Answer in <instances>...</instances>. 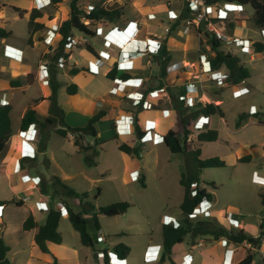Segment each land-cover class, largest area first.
I'll return each instance as SVG.
<instances>
[{"label": "rangeland", "instance_id": "rangeland-1", "mask_svg": "<svg viewBox=\"0 0 264 264\" xmlns=\"http://www.w3.org/2000/svg\"><path fill=\"white\" fill-rule=\"evenodd\" d=\"M85 1L81 0L78 2L81 11ZM91 1L95 6L100 3V6L108 10L116 9L120 11L121 15L123 8L128 4L129 0ZM3 2L5 1L0 0V27H2L3 22H5V24H7L4 26L6 28L5 30L11 31V36L8 39H0V49L5 42H10L11 45H14L12 47L15 48H19V46L26 47V56H28L33 63L37 62L41 52L45 53L48 47L51 50L50 54L46 53V58L49 60V63L45 65L40 64L37 67V74L39 73L41 75V82L45 87V93L42 94L43 87L35 83L30 90L24 93L21 91V93H19L18 91V94L14 95L10 99V102L7 103H5V101H7V94L2 92L0 94V104L10 105L11 103L13 107L11 112L13 131L17 132V130H19V134L22 132L19 128L21 123L20 116L26 106H33L34 103L38 105V116L41 121L45 119L50 109V101L47 100V98L51 95V84L53 80L59 85L57 100L59 106L64 110L66 124L72 127L85 126L89 118L79 115L67 107L65 102L67 93L64 87L66 83L61 80L60 76L57 74L60 70H67L71 73L72 68L77 67L74 61H78L79 63L84 61V57L87 56V50L85 48V44H87V41H85L86 38L90 39L97 48H100L104 46V38L109 31L99 30L96 36L92 38L84 36L79 31H73L71 36L74 38L75 43L69 49H66L64 45V53L68 54V56L64 55L65 59H69L72 53L73 59L71 60L72 63L66 60L70 68L64 69L58 66L59 58L55 59L54 55L56 48H58L59 41L62 39L59 33L60 27L65 20L70 18V4L72 0H63L61 3L50 7L41 6V9L37 8L39 7V3H42L41 0H6L7 4ZM32 3L34 7L31 6ZM63 5L66 6L64 13L61 10ZM33 9H39L40 11L44 10V12H42L43 17L39 19V21L43 22L44 27L32 33L34 37L48 34L52 25H54L56 21L58 23V31L56 32L52 44L46 46L47 48L43 46L41 50L30 46L28 47L29 16ZM247 9L249 12L253 11L250 6H248ZM3 10L7 16L2 15ZM56 10H59L60 13L55 16ZM130 10L128 6L126 8V14H128V16ZM68 12L69 15L67 16ZM166 12L170 17L177 15L175 9L168 7L166 8ZM18 14L20 17L15 18ZM56 18H58V20ZM177 22L178 21H176V23ZM96 25L97 24H92L91 28L95 29ZM235 26L238 31L242 30L241 32L246 40L264 44V28L258 27L253 20L237 22ZM177 27L178 30L182 29L181 24H178ZM194 30L197 31L196 29ZM201 36L205 37V31L202 32ZM171 37L175 38L176 42L179 41L184 49L190 51V57H198L196 52L197 39L194 35L188 36L187 39H179L175 37V33L172 32ZM122 38L123 34L116 37V39L120 40ZM233 49V53L240 58V63L251 71V77L245 83L250 90L245 94H241L238 89L239 83L234 84L232 80H230L231 82L225 87L216 83L218 87L223 88L222 91L221 89L218 91L216 101L220 103L226 114V121L224 122L219 117L212 118L211 126L217 127L219 130V139L215 142L200 143L195 138L189 150L182 154H173L166 147L165 140L154 145L156 149H151V145L147 140L144 142L140 140L139 142L141 145L139 147H143H141L142 155L140 159L143 164V173H145L146 176L145 186L141 184V180L134 183H124L121 173L126 165V158L114 148L113 144L106 148L108 152L105 157L106 160H99L98 155L96 164L89 165L85 159V153L75 151L74 141L70 142L67 139V137L72 134L64 138L56 133V128H62L63 125L58 124L56 128L49 127L45 129L43 141L39 139L40 130L38 131L39 126L37 127V138L36 141H34L35 147H30V144H26V150L21 154L19 153V157L20 161L23 156H35L37 159L38 154L46 150L45 156L39 155L41 159L45 158L43 160L44 165L40 167V171L41 173H48L51 180L46 183L44 182V184L42 183L43 185L40 184V187L44 192L50 195L52 204L57 200H66L76 212L83 213L86 217L92 216L100 207L115 202L127 201L131 204L128 211L121 215L110 217L104 214H98L100 231L104 236V241L99 239L98 231L89 225L88 232L94 239V245L91 247L84 246L81 243L80 234L71 224L68 211L66 209L62 210L59 231L63 236L64 246L56 248L61 256H68L69 259L65 258V261L58 262L54 256L57 264H98L102 260L101 254L104 250L109 252L114 251V247L120 243L130 247V253L126 264H169V260L163 263L160 262L163 253L162 224L167 223L168 220L171 221V219L175 217L172 215L181 214L179 206L184 197V187L181 185L180 179L183 173L188 175L199 172V186L208 189L214 194V199L217 203L213 207H224L226 209L229 203L239 205L242 209V211H240V216L244 221V229H248L247 232L252 236H255L253 233L257 231L258 235L260 234L261 224L264 228V204L262 202L264 181L255 180L253 172L258 171L261 175H264V64L262 66L261 54H256V59L250 61V55L240 52V47L235 46ZM9 50V52H16L13 48H9ZM202 51L205 52L204 49H202ZM224 52H228V49L224 48ZM182 58V54L178 55V53L174 52L173 61L169 70H174L179 64V59ZM120 64H124L123 61H121ZM17 79L15 78V80ZM97 82L96 80L92 81L88 89L91 91L96 90V86L98 85ZM242 83L243 81L240 82V84ZM68 86L69 85H67V87ZM199 109L197 105L192 108H184L182 105L180 113L181 116H183L189 113L192 114ZM251 109H255L257 112L253 114L251 113ZM176 110L178 111L177 108ZM188 125L187 123V128ZM208 128L209 127L206 125L204 130ZM98 129L103 133L100 135L101 137H107L110 133L106 134L103 132V130L106 129L100 124L98 125ZM188 129L194 132V134H198L200 131L194 130L193 127L192 129ZM195 131L198 132L195 133ZM118 142L119 148V145L124 142H121V138L118 139ZM96 148L101 152L100 145ZM197 150L200 151L199 157L201 159L218 157L225 162V166L206 167L199 171L195 160ZM248 155L251 157L249 160L241 161ZM108 166H110V168H107ZM67 175H70L72 179L65 180ZM3 178V176H0V182ZM55 178L61 180V183H56V186L54 183ZM62 184L74 190L76 194L67 193L66 189H63ZM0 187L1 197L10 193L6 187ZM54 188H56L60 194H56ZM22 189H24V187L16 188L14 191H20ZM36 191L37 190L32 189L33 194L37 193ZM84 193L87 194L86 197L82 195ZM31 203L30 201L25 205H30ZM203 205L205 206L207 203L204 202ZM25 213V207H16L13 204L7 207L3 213L4 225H6V228L2 225L3 221L1 222L0 220V233H2L3 228L6 229L3 233L4 240L9 245H12L14 249L18 250L16 252L12 251L9 254L8 257L11 264H24L23 261L29 255V249L27 248L28 244L25 242L22 246L19 242H15L14 239L16 236L18 237L22 231L21 221ZM220 214H222V212L217 213V215L214 214L209 216L208 214L205 215L195 212L192 215V220L196 222L207 218L214 219V221L228 228L236 230L241 229L239 227V221L236 226L230 225L227 218L223 215L220 216ZM38 217L43 219L41 216ZM183 217L184 216H182V219ZM259 218H261L260 222ZM202 238L198 239V244L196 246H192L190 237L187 236L185 242L180 244L173 253V256H171L172 259L177 264H216V260H210L213 258L212 256H210V259L208 258V253L214 255V251L210 252V250L214 248L215 243L210 244L208 241L212 239L208 240L206 238L207 240H203ZM233 244L230 245L232 246L231 254L228 249L225 250L224 260L226 262H223V264H227V261H230V264H235L233 261L236 252L239 250V245ZM249 248L250 249L246 251L245 246L242 248V252H245L244 254L250 252L254 255V263L252 262V264H262V258L264 256V237L261 246L250 245ZM71 249H77V256ZM54 259L53 262L49 264H56ZM33 264L47 263H41L35 259Z\"/></svg>", "mask_w": 264, "mask_h": 264}, {"label": "crops", "instance_id": "crops-1", "mask_svg": "<svg viewBox=\"0 0 264 264\" xmlns=\"http://www.w3.org/2000/svg\"><path fill=\"white\" fill-rule=\"evenodd\" d=\"M4 1L5 2H3V3L7 4L6 0H4ZM180 1H181V3H180ZM167 2H168V0H137V1L129 0L128 4L123 8L122 14L120 17L116 18L115 20H111V21L102 20V21L109 22V28L104 27L105 29H102V30H106L107 32L109 31L105 36L107 39L111 40L112 50L120 52V50L123 49V51H127V52L131 53L130 54L131 61L126 60L124 64L118 65L119 72H121V73L127 72L131 76V78L128 79L129 84L142 85L139 89L133 88V87H131L129 89L126 88L127 90L124 93H126V92L131 93V92H136V91L143 92L145 94L144 95L145 99H146L145 101H150L151 108H149V110L143 109L141 106H134L133 104H131V102L128 100V98H125L124 96H122L123 94H121V93L119 95L111 94V90L114 86L113 80H115V79L109 78L108 73L116 64V60L114 58H110V59L105 58L103 55L107 54V52H106L107 48L105 46L97 48V46L94 43H92L90 41V39H87V44L92 46L95 54H92L89 51H87V56L84 57V61L82 63H79L78 61H74V63H76L75 65L78 68H81V69L85 68V70H81L77 74H72L67 70H64V71L60 70V71H58L59 73L57 74L58 76H60V79L66 83V84H64L66 93H67V89H66L67 85H70V84H76L77 85V87H78L77 93H75L73 95L67 93L65 102H66L67 107L70 110L74 111L75 113H77L79 115L87 116L90 119L93 116L92 110L94 107V103H93L92 99L93 98L101 99L103 95L107 96V98L109 99V100L108 99L107 100L112 105L108 104L111 106V109H109V111L107 113V119L100 120L97 123V131H98L97 139L99 140L98 145H100V147H101V149H100L101 152L99 154V160H102V159L106 160L105 157H106V154L108 153L106 151V148H108L111 144H113L114 148L126 158V165L123 169V172L121 173V176L123 177L124 183H131V181L128 178V174L130 171H132L134 169L133 162H132L133 155L130 156V155L122 152L121 150H119L118 139L121 138V142H129L128 144L131 145L132 147H135V146L139 147L141 144L139 142V139H137V137H136V130L139 129L143 135L144 134V128L147 125H149V123H147V119H149L150 117L154 120H158L160 118L161 121H163V117H167V116L171 117V124L169 127L166 128V127L160 126L159 128H157V131L159 133H161L162 135H164L170 129L171 130L172 129H178L180 127L179 114H178V111L176 110L173 102L178 101V97L186 92V86L188 84L193 83V82L197 83V79L194 78L193 76H199L198 79L201 78L202 81L204 82L203 91L200 93L201 101L198 103L197 106L200 108L201 107L200 105H205L208 103H214V104H217L221 107L220 103L218 101H216V96H217L218 91L220 89L222 91L223 88L218 87V85L215 82H212L210 79H208L207 74H201V72H200L199 51H198L199 46H200V40H199L200 37L198 35L199 32L197 33V31L193 30L189 34H184L182 32V30H178L177 26H178V24H182L181 19L184 16L185 11H186L184 1L183 0H171V4L169 6L167 5ZM31 6L34 7V4L32 3ZM128 6L131 9L129 16H128V14H126V8ZM56 7H58V6H56ZM167 7L171 8V9H175V11L177 12V15L170 17L169 14L166 12ZM61 10L64 13V11L66 10V6L63 5L61 7ZM42 12H44V10H42ZM250 13H254V11H252V12L250 11ZM146 14H150V15H153L156 17H160L161 20L163 21V23L158 24L156 26L148 25V23L145 20ZM2 15H5L4 10L2 12ZM68 15H69V12H68L67 16ZM5 16H7V15H5ZM24 16H27V15H24ZM177 16H180L181 19L178 20V22L176 23L177 19H173V18L177 17ZM18 17H20L19 14L17 16H15V18H18ZM21 17H23V16H21ZM5 25H7V24H5V22H3L2 27L4 29H6L4 27ZM169 25H172L173 28H172V31L170 33H167L166 27H168ZM137 27H138V31H139V36L135 37V34L134 35H132V34L135 31L134 29ZM113 28L116 30H114ZM46 30H47V28H46ZM241 31L242 30L238 31V29L236 27L234 33H235V35L244 38V35ZM8 32H11V31L8 30ZM172 32H174L175 37H177L179 39H181V38L187 39L188 36L194 35L197 39L196 52H197L198 57L197 58H194L193 56L190 57L189 56L190 51L187 49H184L179 41L176 42L175 38L171 37ZM121 34H123V38L121 40L116 39V37L120 36ZM46 35L47 34H44L42 36H36V37H34L32 35V43L28 42V47L30 46L32 48L41 50V48L44 46L43 39L46 37ZM10 36L5 37V38H1V39L2 40L8 39ZM29 36H30V33H29ZM150 38H153V39L160 41V43L162 44V47L165 46L167 51H168V54L171 56V61L167 67V74L165 76H162L160 73V65H159L160 53L159 54H147V55H145V54L136 55V53H134L139 46H145V44L147 43V40ZM201 39L204 42L206 41L205 37H202ZM5 45L9 46L11 48H15V47H12L14 45H11L10 42H5L2 46V48L0 49V72H1L0 94H1V92L7 94V101H5V103L10 102V99L14 95L18 94V93L10 94L8 92V90L12 87H27L26 88L27 90L24 89L23 91H21L22 93H24V92L30 90L33 84L38 83L40 86L43 87L42 94L45 93V87L41 82V75L39 73H38L39 75L37 74V67L40 64L45 65V64L49 63V60L46 58V54L41 52L40 53L41 55L39 56L37 62L33 63L30 61L28 56H26V50H27L26 47L25 48L21 47V46H19V48L16 47L15 49H19L21 52L20 55L23 56V60L21 63V67H23V70H17L15 68H12L11 66H9V63H10L9 59L6 56H4V52L6 50ZM224 48H225L224 46L221 47L222 50H224ZM202 49L205 50V53L208 56H210V55L215 56V54H216V52L214 51V49H212V46L210 45L209 42L204 43ZM140 50H143V47H141ZM174 52L178 53V55L182 54L183 58L179 59L180 60L179 64L175 67L174 70L170 71L169 67L172 64ZM9 53L15 54V52H9ZM257 54L263 55L264 51L258 52ZM246 55H248V54H246ZM94 57H102L104 60H106V61H104V65L102 67H100L99 74L90 73L89 69H88V62L92 61ZM256 57H257L256 55H254L253 57L250 56L249 57L250 61H254L256 59ZM210 58H212V57H210ZM72 59H73V53L71 54V57L67 60L69 63H72L71 62ZM263 64L264 63L262 60V66H263ZM186 66H189V67L186 68ZM217 70H220L222 72H224V71L227 72V69L224 66L220 67ZM250 73H251V71H250ZM119 74L120 73H118V75ZM15 78L16 79L18 78V79L15 80ZM249 78L244 80L242 84L239 83L238 89L244 88V87L249 89V87L247 85H245L246 81ZM145 79H147V81H145ZM95 80L98 81L97 82L98 85L96 86V90L91 91L88 89V86L92 81H95ZM14 81H18V83L11 84V82H14ZM152 91H158L159 96L151 98V99L149 97H146ZM21 92H19V93H21ZM109 94H111V96H109ZM178 103H180V102L178 101ZM10 105H11V103H10ZM181 105H183V103H181ZM29 107H34L37 110V112L39 113L38 105H36L34 103L33 106H31V105L26 106L23 109L21 116H20L21 119ZM184 108H186V107H184ZM12 110H13V107H12ZM12 110H11V112H12ZM129 111H136L137 112V116L135 117V126H133V134H131L129 136L128 135L118 136V134L116 132L115 122L111 121V119L113 118V116L118 118L120 115L127 114ZM223 111H224V109H223ZM104 112H106V110ZM224 114H225V111H224ZM10 115H11V113H10ZM201 115H203V114L200 113L199 116H201ZM199 116L193 117V119H197ZM204 116H207V115H204ZM209 116H210V124L207 125L209 127L208 129L217 130L218 131V139H219V135H220L219 130L217 129V127L211 126L212 118L213 117H219L224 122V121H226L225 116L224 117H220L219 115H209ZM167 120L168 119L166 118V121ZM11 121H12V119H11ZM40 121H41V119H40ZM65 121H66V119H65ZM34 124H36V123H34ZM99 124L106 129V130H103V132H105L106 134L110 132L108 134L109 137H108V135H107V137H101L100 136L103 133L101 130L98 129ZM225 125H226V123H225ZM38 126H39L38 131L40 130L39 139H41V141H43L45 128L42 129L40 127L39 123H37L36 128ZM81 126H83V125H81ZM19 128H20V126H19ZM188 128L192 129V126L188 125ZM18 131L19 130H17V132H15L12 129V136L10 137L9 141L7 142V148L5 149L4 152L0 153V164H4V165L6 164V166H7V174L3 175L0 173V176L4 177L3 180L0 182V186L6 187L10 192L9 194H7L3 197L0 196V200H14L15 202H19L20 204H22V206H17L15 203H12V204L5 206L4 208L0 207V217H1L0 220H1V222L4 221L3 213L7 207H9L13 204L16 207H25L26 213L23 216L22 221H21V228H22L23 222L29 213H32L35 217V220L38 222V224L42 225L45 223L47 213L51 207L55 206L56 203H62L64 206H66V204L69 205V203L66 200H57L54 204H52L50 201V195L48 193L44 192L43 189L40 187L41 186L40 184H42V183L44 184V182L46 183V182L51 180L50 176H48V173L47 174L41 173V171H40V167L44 165L43 160L45 159V158L41 159L40 156L41 155L45 156L46 150L41 151L38 154L37 159L34 163H31V162H28L25 164L21 163L19 153L21 154L22 152H24L26 150L25 146H26V144L28 145V143L24 142V134L22 132H20V134H19ZM52 131H54V130H52ZM196 132H198V131H195V133ZM196 135H197V133L193 135V139L196 138L195 137ZM67 139L70 142L71 141L73 142L72 135H69L67 137ZM85 142H87V143L89 142L90 144L93 145L95 140L93 138H87L85 140ZM149 143L151 145L150 146L151 149H156V147L154 145H156L158 143L155 144L151 141H149ZM200 143H204V142H200ZM46 144H47V142L45 143V149H46ZM73 144H74V142H73ZM98 145H96V147ZM74 147H75V151L79 152L78 147L75 144H74ZM141 147H139V152L142 150ZM180 154H182V153H180ZM48 165H49V163H48ZM107 168H110V166H108ZM20 169H27L26 173L27 172L30 173V177L27 179L28 184L26 186L12 187L10 185V182H9L8 174L16 172ZM143 171H144V169H143V164H142V166H141V177H142V175L145 176V173H143ZM261 176L264 177V175H261ZM70 179H72V177H70V175H67L65 177V180H70ZM52 180H53V178H52ZM145 180H146V176H145ZM34 184L38 185V188L35 189V190H37L36 191L37 193L33 194L32 190L28 191L29 193L27 192V194H32V196H31V200H29L27 202L31 201L32 203L30 205H25L27 202L24 203L22 201H19L18 193L22 190H26L27 187L32 186ZM145 184H146V181H145ZM19 187H24V189H22L20 191H14L16 188H19ZM209 192H211V191H209ZM211 193H213V192H211ZM210 202L212 203L213 206H215V204L217 203L215 201L214 197ZM205 203H207V205H205V206H209V203L207 201H205ZM228 205L237 211V214L234 215V218H236L239 221V225H240L239 227L241 229H244V225H243L244 221L241 219V216H240V211H242L241 207L237 204H232V203H229ZM213 209L220 210V212L225 210L224 207H215V208L213 207ZM38 216H41L43 219H41ZM172 216H175L174 218L178 221L183 220L182 219V216H183L182 213L181 214L179 213V215H172ZM260 219H259V222L261 221ZM4 224H5V222H4ZM4 226L6 228V225H4ZM5 228H3V230H2V238L3 239H4L3 233L6 230ZM244 230L247 232L248 229L247 230L244 229ZM36 232H37V229H33V230H29V231H23V229H22L19 236L18 237L16 236L14 238L15 242H19V244H21L22 246L24 245L25 242L28 244L27 248L29 249V255L23 261L24 264H33L35 259L41 263L43 262V263L49 264V263L53 262L54 256L56 257L58 262L65 261L64 260L65 258L69 259L68 256H61L58 253L59 251L56 248V247L64 246V242H62L61 244L48 243L49 251L48 252H42L35 242ZM253 234H255V236H257L258 231L256 233H253ZM206 238L208 240L212 239L209 237H206ZM206 238H202V239L204 240ZM224 239L225 238H222L220 240H213L212 239V240L208 241L210 244L215 243L214 248L212 250H210V252L214 251V255L211 253H208L209 254L208 258L210 259V256H212L213 258L210 260H216L215 261L216 264H223V262H226L224 260V254H225L226 249L229 250L230 254L232 251V248H231L232 246H230V245L233 243L230 244V242L227 241L226 244H225V242L222 244V240H224ZM197 242H198V240H197ZM5 243L7 245H9L6 241H5ZM233 245H235V244H233ZM238 245H239V247H238L239 250L236 252L235 259L233 261V263H235V264H238L242 259L245 258L246 254H244L245 252H242V248H244L245 246H246V248L250 247V244H247V243L238 244ZM9 246L11 248V251L9 252V254L12 251L13 252L18 251L17 249H14L12 245H9ZM179 246L180 245H176L173 247L171 256H173V253L175 252V250ZM71 250L77 256V252H78L77 249H71ZM9 254H8V256H9ZM128 256H127V259H128ZM253 263H254V261H253ZM227 264H230V261H227Z\"/></svg>", "mask_w": 264, "mask_h": 264}, {"label": "trees", "instance_id": "trees-1", "mask_svg": "<svg viewBox=\"0 0 264 264\" xmlns=\"http://www.w3.org/2000/svg\"><path fill=\"white\" fill-rule=\"evenodd\" d=\"M63 0H52L54 5L61 3ZM81 0H72L70 4L71 12L70 18L65 20L59 30V33L62 36V39L59 41L58 48H56L55 59H58L61 55L68 56L64 53V45L67 43V38L72 35L73 31H79L81 34L87 37L96 36V32L91 28L92 24H96L101 20H113L120 17V11L116 9L108 10L98 3L94 10L89 14L82 12L79 8L78 2ZM85 1V0H84ZM224 1V0H217ZM231 2H241L243 4H248L254 9L253 21L260 27L264 28V0H225ZM188 15L187 11L183 17ZM85 16V20H84ZM43 17L42 11L39 9H33L29 16V39L28 42L32 43V33L40 30L44 27V24L39 21ZM87 21V22H86ZM233 27V24H231ZM11 35V32L6 31L3 27H0V39L5 38ZM210 44L212 49L216 51V56L212 61L213 67L219 69L220 67H226L227 73L231 76V80L234 84H238L251 76L250 70L243 66L240 63V58L234 53L224 52L221 49L222 43L216 39H210ZM257 52L264 51V44L257 42L254 44ZM85 48L92 54H95L94 49L89 44H85ZM171 61V56L168 54V51L165 46L162 47L159 55V65L160 73L162 76L167 74V67ZM85 68L74 67L71 70L72 74H77ZM118 73H120L118 75ZM109 78L111 79H120L128 80L131 76L127 72H119L118 65L115 64L114 67L108 73ZM1 77V72H0ZM18 83V81L11 82V84ZM58 83L53 80L51 84V95L47 98L50 101V109L48 115L43 121H40L38 112L34 107H29L25 112L24 116L21 119L20 130L26 131L29 125L33 123H39L41 128H56L58 124L63 125L61 128H56V133L60 136L66 138L69 134H72L74 144L78 147L79 152L85 153V159L89 165L96 164V158L99 155V150L96 148V145L99 144L97 139V123L100 121L102 114L97 116H92L87 124L82 127H72L66 124L64 110L59 106L57 100L58 94ZM78 87L76 84H70L67 87L68 94L77 93ZM179 101V99H178ZM173 102L175 108L178 109L180 127L178 129H170L164 134V140L166 146L173 154L184 153L189 150V147L194 143L193 134L191 130L187 128V123L190 118L199 116L200 113L203 115H219L224 117L223 109L214 103H208L205 105H200V109L192 114H186L181 116V101ZM179 104V105H178ZM11 110L12 106L8 104H0V153L4 152L7 148V142L12 136V121H11ZM142 132L138 129L136 130V137L140 139ZM87 138H93L95 140L94 144L85 142ZM218 139V131L214 129L200 130L196 135V140L198 142H215ZM134 141V140H133ZM119 149L132 156L139 152V147H132L128 143L124 142L119 145ZM196 166L199 171L206 167H223L225 162L218 157H210L201 159L199 157L200 151L196 152ZM251 157L248 155L246 158H243L241 161L249 160ZM36 157L24 156L21 158V163L25 164L28 162L34 163ZM141 184L145 186V176L140 178ZM56 183L60 184L61 180L55 178ZM181 185L184 187V197L179 208L181 210L183 217L182 225L179 228H175L171 223H163V253L160 259V262H165L169 260V264H176L172 259V250L176 245H180L185 242L187 236L190 237V242L192 246L198 244L197 240L202 237H209L213 240H220L222 238L227 239L229 242L234 244H243L247 243L251 246H261L262 239L264 237V228L261 224V232L258 236H252L244 229H231L228 228L214 219H204L193 222L192 215L196 208L199 207L200 203L204 198H207L208 201H211L214 197V194L209 192L206 188H201L199 185L200 177L199 172L192 174L183 173L180 179ZM63 189H66L67 193L76 194L74 190L62 184ZM56 194H60L59 191L54 188ZM196 190V194L193 195L192 192ZM87 196L86 193L82 194ZM262 202L264 204V194H262ZM15 203L17 206H22L19 202L14 200H0V207L4 208L5 206ZM131 204L127 201L115 202L107 206L100 207L95 213L86 217L83 213L76 212L70 205L66 204L65 208L69 214V220L73 225L74 229L79 232L81 243L85 246L91 247L94 245V239L88 232V226L91 225L97 231L100 230L98 214H104L106 216H117L124 214L128 211ZM62 212L57 210L55 206L51 207L47 213L46 221L44 224L40 225L35 220V217L32 213H29L26 219L23 222L22 229L23 231H29L37 229L35 234V242L38 245L39 249L42 252H48V243L61 244L63 242V236L59 231V223L61 220ZM4 225V221L2 222ZM249 248H246L248 251ZM11 251L9 245H7L2 238V233H0V264H11L8 254ZM114 251L118 254L120 258H127L130 253V247L120 243L114 247ZM254 260V255L250 252H247L244 259H242L238 264H252ZM57 264V261L55 260ZM98 264H109V258L107 250L103 251V259ZM262 264H264V256L262 258Z\"/></svg>", "mask_w": 264, "mask_h": 264}, {"label": "built area", "instance_id": "built-area-1", "mask_svg": "<svg viewBox=\"0 0 264 264\" xmlns=\"http://www.w3.org/2000/svg\"><path fill=\"white\" fill-rule=\"evenodd\" d=\"M137 1V0H135ZM185 3V10L187 11L188 15L181 19L180 16L174 17L173 19H177L176 21L181 19V25H182V32L184 34L191 33L192 30L196 29L197 32H199V40H200V46H199V62H200V72L201 74H207L208 79H210L212 82L217 83L218 85H221L223 87L228 86V84L231 82V76L226 73L222 72L220 70H217V68L213 67L212 61L214 60L215 56H208L204 51H202L204 43L209 42L210 39H216L222 43V46L228 49L229 53H233L234 47L238 46L241 48L242 53L248 54L251 57L256 55L258 52L255 48V42L246 40L243 37L235 35V28L237 22L242 21H250L253 19L254 13H250L247 9L248 4H243L241 2H231V1H217V0H183ZM42 3H39V9H41V6L43 7H50L55 6L52 3V0H41ZM171 4V0H168L167 5L169 6ZM95 5L92 4L91 0H86L84 3V7L82 8V11L86 14H89L92 10H94ZM251 7V6H250ZM252 8V7H251ZM253 9V8H252ZM254 11V9H253ZM60 11H55V16L59 15ZM58 20V18H56ZM85 20V16H84ZM145 20L150 26H156L158 24H162L163 21L160 17H156L150 14L145 15ZM96 28L94 29L96 34L99 30L109 28V22L107 21H101L96 23ZM233 24V27L231 26ZM173 26L169 25L166 28V32L170 33L172 31ZM132 35L135 34V37L139 36L138 27L134 29ZM58 31V23L55 22L54 25H52V28L50 32L46 35V37L43 39L44 46H50L52 44V41L56 35V32ZM205 31V38L206 41L203 43V40L201 39L202 32ZM104 46L107 48V54L103 55L105 58H114L116 60L117 65H121L120 62L123 61L125 63L126 60L131 61L130 52L120 50L113 51L112 50V42L110 39L104 38ZM87 41V38L85 39ZM75 43V40L72 36H69L67 38V43L65 44V48L69 49L72 47V45ZM211 45V44H210ZM140 47V48H139ZM137 50L134 52L136 55L141 54H159L162 49V44L160 41L150 38L147 40V43L145 46H139ZM141 47H143V50H140ZM9 46H6V50L4 52V56H6L9 59V66L12 68H15L17 70H23V67H21V63L23 60V56L20 55V50L13 48L16 52L9 53ZM124 48V47H123ZM215 51V50H214ZM51 50L49 47L47 48L45 54H50ZM216 52V51H215ZM133 54V53H132ZM70 56V55H69ZM144 56V55H143ZM212 57V58H210ZM69 58V57H68ZM64 55H61L58 59V66L64 69L70 68V65L67 63ZM262 60L264 63V54L262 55ZM104 59L102 57H94L92 61H89V72L94 74H99L100 67L104 65ZM189 66H186V68ZM197 79V83L193 82L186 86V92L178 97L179 101L183 102V106L187 108H192L201 101V95L200 93L203 91L204 88V82L202 79H198L199 76H193ZM147 81V79H145ZM114 86L111 90V94L119 95L120 93L123 94L125 98H128V100L133 104L134 106H141L143 109L149 110L151 108L150 101H145V94L143 92H126L127 89L133 87V88H140L142 85H132L128 83V80H120L115 79L113 80ZM27 87H12L8 90L10 94L17 93L18 91H23ZM127 88V89H126ZM249 91L248 88H240L239 92L241 94H245ZM109 94V96H111ZM121 96V97H122ZM159 93L158 91H152L150 92L146 97L154 98L158 97ZM107 96L103 95L101 99L93 98L92 101L94 103V107L92 110V115L97 116L99 114H102L99 120H105L107 119V113L109 109H111L112 105L108 100ZM110 104V105H108ZM109 106V107H108ZM106 110V112H104ZM257 110L251 109V113L255 114ZM137 116L136 111H129L127 114L120 115L118 118L113 116L111 121L115 122L116 132L118 136L121 135H131L133 134V126H135V117ZM166 118L168 119L166 121ZM147 125L144 128V134L141 136L139 141H151L153 143H159L164 140V135L159 133L157 131V128L160 126L162 127H169L171 124V117H163V121L160 120H154L151 117L147 119ZM188 124L191 125L194 130H201L204 129L206 125L210 124V116H204L201 115L197 119L190 118L188 120ZM24 134V142L30 144V147L34 146L37 138V128L36 124L29 125L28 129L26 131H22ZM141 152H138L137 154H134L132 157V162L134 169L129 172L128 178L131 182H136L140 180L141 178V166L142 161L140 159ZM24 157V156H23ZM34 157V156H32ZM27 169H20L16 172L8 174L9 182L12 187H18V186H26L28 183L27 179L30 177V173H26ZM0 173L3 175L7 174V166L6 164H0ZM253 177L255 180L264 181L263 176L259 174L258 171L253 172ZM38 188V185L34 184L32 186H29L26 188V190H22L18 193V199L22 202H27L31 200V194H27L28 191L32 189ZM193 195L196 194V190L192 192ZM207 201L209 203V206H204L203 203ZM213 205L211 202H209L206 198L203 199V201L200 203L199 207L195 209V212H199L205 215L212 216L214 214L217 215V213L220 212V210L212 209ZM55 208L57 210H65V206L62 203H56ZM217 211V212H216ZM222 215L227 218L230 225L236 226L238 224V220L234 218V215L237 214V211L232 208L231 206H228L224 211H221ZM220 214V216H222ZM260 219V218H259ZM167 223H171L175 228H179L182 225L181 221L176 220L175 218L171 219V221H167ZM98 237L100 240L104 241V236L102 235L101 231L98 230ZM227 239L223 240V243L227 242ZM108 258H109V264H126L127 258H120L118 254L115 251H107ZM101 259H103V253L101 254Z\"/></svg>", "mask_w": 264, "mask_h": 264}, {"label": "bare ground", "instance_id": "bare-ground-1", "mask_svg": "<svg viewBox=\"0 0 264 264\" xmlns=\"http://www.w3.org/2000/svg\"><path fill=\"white\" fill-rule=\"evenodd\" d=\"M222 215V214H221Z\"/></svg>", "mask_w": 264, "mask_h": 264}, {"label": "clouds", "instance_id": "clouds-1", "mask_svg": "<svg viewBox=\"0 0 264 264\" xmlns=\"http://www.w3.org/2000/svg\"><path fill=\"white\" fill-rule=\"evenodd\" d=\"M207 199V198H206Z\"/></svg>", "mask_w": 264, "mask_h": 264}, {"label": "water", "instance_id": "water-1", "mask_svg": "<svg viewBox=\"0 0 264 264\" xmlns=\"http://www.w3.org/2000/svg\"><path fill=\"white\" fill-rule=\"evenodd\" d=\"M166 144V143H165Z\"/></svg>", "mask_w": 264, "mask_h": 264}]
</instances>
